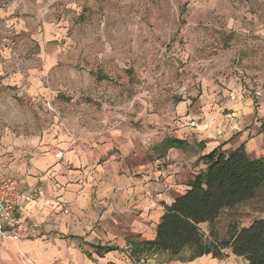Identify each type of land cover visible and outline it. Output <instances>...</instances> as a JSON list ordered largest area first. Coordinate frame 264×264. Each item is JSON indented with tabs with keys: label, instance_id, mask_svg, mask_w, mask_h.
Wrapping results in <instances>:
<instances>
[{
	"label": "rangeland",
	"instance_id": "rangeland-1",
	"mask_svg": "<svg viewBox=\"0 0 264 264\" xmlns=\"http://www.w3.org/2000/svg\"><path fill=\"white\" fill-rule=\"evenodd\" d=\"M81 130L264 156V0H0V137ZM259 217L264 196L216 227Z\"/></svg>",
	"mask_w": 264,
	"mask_h": 264
},
{
	"label": "crops",
	"instance_id": "crops-1",
	"mask_svg": "<svg viewBox=\"0 0 264 264\" xmlns=\"http://www.w3.org/2000/svg\"><path fill=\"white\" fill-rule=\"evenodd\" d=\"M187 106L181 101L179 110L189 121ZM9 134L0 137V172L21 187L41 186L43 199L25 204L17 214L38 225V236L8 242L0 264H223L233 255L191 260L189 248L175 256L134 252L137 244L155 238L165 204L188 191L206 167L200 157L219 142L195 143L179 134L171 137L185 144L166 148L167 137L146 145L142 139L117 141L84 130L76 137L68 131L59 137ZM58 151H63L60 158Z\"/></svg>",
	"mask_w": 264,
	"mask_h": 264
},
{
	"label": "trees",
	"instance_id": "trees-1",
	"mask_svg": "<svg viewBox=\"0 0 264 264\" xmlns=\"http://www.w3.org/2000/svg\"><path fill=\"white\" fill-rule=\"evenodd\" d=\"M184 144V140L171 136L163 141L166 148ZM222 147L218 145L200 157L205 169L196 173L187 192L165 204L155 238L137 244L134 252H169L175 256L189 248V259L233 254L241 257L243 264H264V217L242 227L231 223L224 235L216 227L225 209L264 196V156H251L245 144L231 151ZM203 223L208 224V233Z\"/></svg>",
	"mask_w": 264,
	"mask_h": 264
},
{
	"label": "built area",
	"instance_id": "built-area-1",
	"mask_svg": "<svg viewBox=\"0 0 264 264\" xmlns=\"http://www.w3.org/2000/svg\"><path fill=\"white\" fill-rule=\"evenodd\" d=\"M62 155L63 151L56 153L58 158ZM42 199L41 186L28 184L21 187L16 178L3 171L0 172V253L7 249L8 242H17L38 236V225L32 221L18 218L17 214L25 204L38 202Z\"/></svg>",
	"mask_w": 264,
	"mask_h": 264
}]
</instances>
